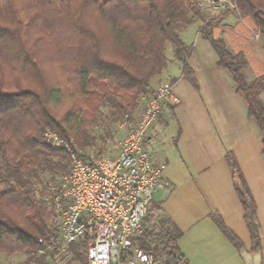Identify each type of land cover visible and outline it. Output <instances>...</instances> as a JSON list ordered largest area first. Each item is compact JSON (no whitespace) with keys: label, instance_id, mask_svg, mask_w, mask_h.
I'll return each mask as SVG.
<instances>
[{"label":"trees","instance_id":"trees-1","mask_svg":"<svg viewBox=\"0 0 264 264\" xmlns=\"http://www.w3.org/2000/svg\"><path fill=\"white\" fill-rule=\"evenodd\" d=\"M234 1L238 14L264 33V0ZM205 9L198 0H0V256L22 254V264H48L39 251L49 248L54 232L52 188L71 169L70 148L101 156L94 130L110 133L112 125L132 123L157 92L155 78L174 62L197 86L182 37L197 20L259 128L264 155V75L248 79L245 54L229 49L216 33L219 17L207 18ZM50 131L65 143L54 146ZM226 157L253 249L260 251L256 201L234 153ZM211 215L241 249L222 216ZM181 235L155 206L134 243L158 262L187 264ZM73 247L75 260L85 263L84 246Z\"/></svg>","mask_w":264,"mask_h":264},{"label":"crops","instance_id":"crops-1","mask_svg":"<svg viewBox=\"0 0 264 264\" xmlns=\"http://www.w3.org/2000/svg\"><path fill=\"white\" fill-rule=\"evenodd\" d=\"M207 18H218L216 33L238 47L237 52L256 51L257 57L247 77L264 75V37L256 39L255 24L236 12L223 14L208 7ZM232 17L240 20L233 24ZM202 21L186 28L182 37L189 47L188 63L197 86L172 63L155 78L173 84L180 99L177 106L166 105L149 132V149L156 165H164L168 182L153 200V207L170 217L182 231L179 249L187 264H247L242 249L259 252L264 264V155L261 133L249 118L247 106L238 94L231 73L218 64V53L202 36ZM254 34V36H253ZM255 39V42L253 40ZM231 44V45H232ZM230 49V47H229ZM231 50V49H230ZM249 69V70H248ZM264 103V90L261 94ZM233 152L257 204L261 250L253 249L251 233L244 219V207L234 186L227 152ZM218 212L238 236V248L212 217ZM69 264H86L73 260ZM159 264V262H157Z\"/></svg>","mask_w":264,"mask_h":264},{"label":"built area","instance_id":"built-area-1","mask_svg":"<svg viewBox=\"0 0 264 264\" xmlns=\"http://www.w3.org/2000/svg\"><path fill=\"white\" fill-rule=\"evenodd\" d=\"M198 2L239 12L234 0ZM179 103L173 84L160 83L136 126L119 141L117 155L87 157L77 146L70 148L71 169L52 188L54 232L49 248L39 251L48 264L75 260L74 245L84 246L86 264H157L155 255L136 246L134 238L143 233L156 194L168 186L164 165H156L151 155L149 132L167 104ZM47 135L54 146L65 143L53 131Z\"/></svg>","mask_w":264,"mask_h":264},{"label":"rangeland","instance_id":"rangeland-1","mask_svg":"<svg viewBox=\"0 0 264 264\" xmlns=\"http://www.w3.org/2000/svg\"><path fill=\"white\" fill-rule=\"evenodd\" d=\"M236 13L238 14L239 12H236ZM239 20H240L239 17H232V19H231L233 24H236ZM255 28H256V26H255ZM257 34H260V37H257L256 36ZM253 36H254V34H253ZM255 37H256V39H260V38L264 37V33H262L259 30H256L255 31ZM253 42H255V39L253 40ZM229 43L232 44L231 41H229ZM231 44H229L231 51L237 52L238 47L236 48V46H234V44H232V45ZM249 51L250 50H248V52H245V56H246L247 62H248L246 68L251 69L252 65L256 61L257 54H256L255 50H252L251 52H249ZM166 52H167V55L169 58L173 57V46L170 43L167 44ZM262 59L264 60V57H262ZM245 72L247 74V69H245ZM138 119H139V116H137L135 118V120L132 121V123L129 122L130 124L124 123L123 125L121 124L120 126L117 124L112 125V129H111L112 132H110V133H106L102 128H98L97 130H94V134L98 138L99 147H101L104 150V151H102L101 155H106V154L111 155V156L117 155L118 154L119 141L128 131H130L132 128H134L136 126ZM89 155H90L89 157L95 156V155H98V152L91 151L89 153ZM152 211H153V208L151 209V212ZM0 259L2 262H5L7 264H20V262H22L24 259V255H22V254H14L11 256L1 255ZM159 264H165V263L163 261H160Z\"/></svg>","mask_w":264,"mask_h":264},{"label":"water","instance_id":"water-1","mask_svg":"<svg viewBox=\"0 0 264 264\" xmlns=\"http://www.w3.org/2000/svg\"><path fill=\"white\" fill-rule=\"evenodd\" d=\"M242 256L247 264H262V256L259 252L249 254L246 249H242Z\"/></svg>","mask_w":264,"mask_h":264}]
</instances>
